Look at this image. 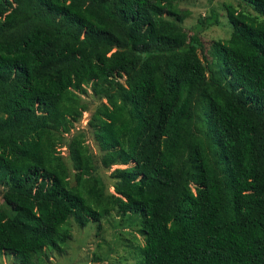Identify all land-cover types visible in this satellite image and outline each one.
Here are the masks:
<instances>
[{"label": "trees", "instance_id": "16d2710c", "mask_svg": "<svg viewBox=\"0 0 264 264\" xmlns=\"http://www.w3.org/2000/svg\"><path fill=\"white\" fill-rule=\"evenodd\" d=\"M241 3L208 58L212 6L188 33L175 0H0V254L42 264L115 210L139 264H264V0ZM88 91L99 157L71 132Z\"/></svg>", "mask_w": 264, "mask_h": 264}, {"label": "rangeland", "instance_id": "374dc122", "mask_svg": "<svg viewBox=\"0 0 264 264\" xmlns=\"http://www.w3.org/2000/svg\"><path fill=\"white\" fill-rule=\"evenodd\" d=\"M179 8L187 9L189 15L177 24L179 30L190 33L189 28L196 22L197 18L208 14L209 7L216 11L219 24L212 25L200 33V39L204 44L205 55L209 58L214 49V42L228 36L231 26L227 22L225 7L223 3H231L240 8L248 6L241 3V0H175ZM238 3L240 5H238ZM212 65V64H211ZM213 66V65H212ZM82 101L86 103V110L82 112L80 118L71 132L82 131L85 134V142L94 156L99 157L101 151L98 149L93 137L92 129L89 127L88 118L90 112L100 100L89 91L81 95ZM67 137H64L60 147L62 158L72 176L70 160L66 150ZM121 167L120 164H113L110 167H103L96 164L94 174L98 175L106 193L112 192L114 179L109 176V172L114 167ZM1 192V186H0ZM99 223V227L97 224ZM96 222H89L85 226H78L73 220H69L70 237L67 239L66 248L62 252H49L42 264H139L136 254L131 252L128 245L132 242V236L136 241L141 239L133 230V222L122 221L120 216L113 210L108 216ZM0 264H18L10 253L0 254Z\"/></svg>", "mask_w": 264, "mask_h": 264}]
</instances>
